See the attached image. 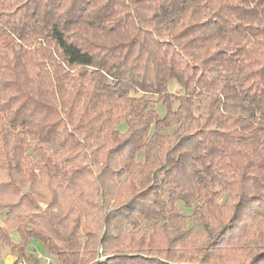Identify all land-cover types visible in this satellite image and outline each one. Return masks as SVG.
<instances>
[{
	"label": "trees",
	"instance_id": "1",
	"mask_svg": "<svg viewBox=\"0 0 264 264\" xmlns=\"http://www.w3.org/2000/svg\"><path fill=\"white\" fill-rule=\"evenodd\" d=\"M30 240L264 264V0H0V245Z\"/></svg>",
	"mask_w": 264,
	"mask_h": 264
},
{
	"label": "rangeland",
	"instance_id": "2",
	"mask_svg": "<svg viewBox=\"0 0 264 264\" xmlns=\"http://www.w3.org/2000/svg\"><path fill=\"white\" fill-rule=\"evenodd\" d=\"M178 89V86L176 85V83L174 81H171L169 83V90L172 92H175ZM157 108L159 109V111L162 112V108L157 106ZM123 129V128H121ZM109 178H107V183H109ZM85 183V181H83V184ZM51 185V184H50ZM85 188L88 189L89 192H91V186L92 184L90 183V181H88L87 183L84 184ZM22 190H29V189H36L39 192L46 194L47 198L46 201L49 200L48 196H49V184H45V182L43 183H37V184H33V185H22ZM8 194V198L12 199L11 193H7ZM61 201H65L64 204L67 205V203H70L69 197L68 195H65L61 198ZM46 204V202H42V206L44 207ZM179 207L181 208L183 213H188L189 210L184 208L181 204H179ZM90 218H88L87 220H91L92 222L94 221V218L89 216ZM11 239L14 242L18 241V237L15 234V232H12L11 234ZM24 261L26 264H62L58 258L56 257L55 254L50 253L48 251H46V249H44V247L35 240H30V242L28 243V245L24 248L23 250V255L19 256L17 254V251L14 250H10L9 247L6 246H1L0 245V264H20V262Z\"/></svg>",
	"mask_w": 264,
	"mask_h": 264
},
{
	"label": "built area",
	"instance_id": "3",
	"mask_svg": "<svg viewBox=\"0 0 264 264\" xmlns=\"http://www.w3.org/2000/svg\"><path fill=\"white\" fill-rule=\"evenodd\" d=\"M20 264H26L24 261L20 262Z\"/></svg>",
	"mask_w": 264,
	"mask_h": 264
}]
</instances>
